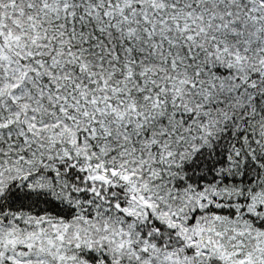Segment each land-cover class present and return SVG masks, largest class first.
Returning <instances> with one entry per match:
<instances>
[{
	"label": "snow or ice",
	"instance_id": "1",
	"mask_svg": "<svg viewBox=\"0 0 264 264\" xmlns=\"http://www.w3.org/2000/svg\"><path fill=\"white\" fill-rule=\"evenodd\" d=\"M0 264H264V0H0Z\"/></svg>",
	"mask_w": 264,
	"mask_h": 264
}]
</instances>
